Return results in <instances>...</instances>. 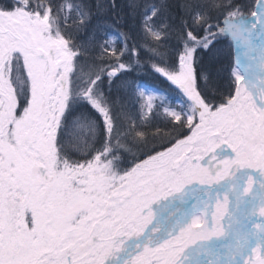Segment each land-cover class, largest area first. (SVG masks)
I'll use <instances>...</instances> for the list:
<instances>
[{"label":"snow or ice","instance_id":"1","mask_svg":"<svg viewBox=\"0 0 264 264\" xmlns=\"http://www.w3.org/2000/svg\"><path fill=\"white\" fill-rule=\"evenodd\" d=\"M0 264H264V0H0Z\"/></svg>","mask_w":264,"mask_h":264},{"label":"trees","instance_id":"2","mask_svg":"<svg viewBox=\"0 0 264 264\" xmlns=\"http://www.w3.org/2000/svg\"><path fill=\"white\" fill-rule=\"evenodd\" d=\"M124 2L125 0H116L117 4H123ZM81 39H83V37H81ZM209 59L210 57L208 55H205V61L207 62ZM127 79L139 83L152 85L161 89L166 87V85L162 83V78H158L157 76H154L152 70L147 65H145L142 68L134 69L132 73L127 77Z\"/></svg>","mask_w":264,"mask_h":264},{"label":"rangeland","instance_id":"3","mask_svg":"<svg viewBox=\"0 0 264 264\" xmlns=\"http://www.w3.org/2000/svg\"><path fill=\"white\" fill-rule=\"evenodd\" d=\"M155 87V86H154ZM156 88H158V87H156ZM161 89V88H160Z\"/></svg>","mask_w":264,"mask_h":264}]
</instances>
